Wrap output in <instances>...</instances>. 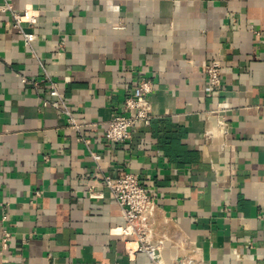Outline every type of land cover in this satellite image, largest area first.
I'll return each instance as SVG.
<instances>
[{
    "label": "crops",
    "instance_id": "obj_1",
    "mask_svg": "<svg viewBox=\"0 0 264 264\" xmlns=\"http://www.w3.org/2000/svg\"><path fill=\"white\" fill-rule=\"evenodd\" d=\"M10 1L38 22L23 26L27 45L0 11V233L12 235L0 264H154L122 235L105 185L123 170L157 205L163 264H264V0ZM35 55L76 119L96 124L98 163L48 105ZM214 61L220 91L203 74ZM139 77L154 81L152 125L110 144L102 124ZM220 103L229 133L211 138Z\"/></svg>",
    "mask_w": 264,
    "mask_h": 264
},
{
    "label": "built area",
    "instance_id": "obj_2",
    "mask_svg": "<svg viewBox=\"0 0 264 264\" xmlns=\"http://www.w3.org/2000/svg\"><path fill=\"white\" fill-rule=\"evenodd\" d=\"M0 11L12 17L14 27L25 38L26 44L31 45V41L25 34L23 26L25 24L35 26L38 16L33 14V10L25 9L22 12L15 10L10 0H0ZM63 46V45H62ZM35 58L41 64L44 71L43 81L48 86V93L53 98L48 105L55 109L66 119L67 127L75 133L77 141L86 145L90 151L91 158L95 163L101 160V156L90 149L91 141L87 136V131L95 127L96 124L79 122L73 110L67 103L64 93L44 67L43 62L37 55ZM223 64L221 61H214L203 68V74L209 88L220 91L222 88ZM22 82L28 80L24 77ZM33 86L38 87L39 82L33 81ZM154 90V81L150 78L139 77L134 88L127 92L123 103L122 113L115 114L109 121L103 123V132L106 141L110 144H123L131 140L132 132L136 127H150L153 121L152 103L150 95ZM229 111L225 103H220L213 113L217 118V126L207 134L211 138L220 135L227 136L229 125L226 113ZM105 185L110 191L115 203L119 206L124 219V226L121 233L124 237L135 240L139 243V250L148 254L154 264H163L161 255L157 253V247L153 241V223L156 215L157 205L153 197L146 191L140 178L135 173L123 170L116 177H105ZM0 185V193H1ZM91 198H99L95 193V187L89 188ZM5 203L0 201V207L6 209ZM7 220L4 214L3 222ZM12 235L7 230L0 233V244L3 251H7ZM173 264H196L192 259L183 258L176 260Z\"/></svg>",
    "mask_w": 264,
    "mask_h": 264
}]
</instances>
